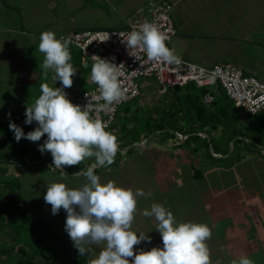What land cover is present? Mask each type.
I'll return each instance as SVG.
<instances>
[{
    "label": "rangeland",
    "instance_id": "rangeland-1",
    "mask_svg": "<svg viewBox=\"0 0 264 264\" xmlns=\"http://www.w3.org/2000/svg\"><path fill=\"white\" fill-rule=\"evenodd\" d=\"M14 1L23 4L20 0ZM32 1L42 5L45 1L50 0H28L30 4H32ZM68 2L72 5L70 6ZM78 2L77 0H62L59 9L55 11V13L58 11L63 14L62 19L53 23L43 15L39 18L41 21L38 25L37 22H34L35 27H41L42 30L35 31H53L58 36L61 33L71 31L72 27L93 29L94 25L91 24L90 20L93 14L88 16L84 9L78 10L76 5ZM28 9L32 10L33 7ZM28 9H25V15L27 16V21L30 22L31 16ZM43 12V8H39V13ZM110 12L112 13L109 16H112L114 11ZM14 16L15 18L18 17L17 15ZM96 20L101 23L110 22V18L107 15L96 16ZM6 22L8 23V20ZM45 28H49V30H43ZM14 36L17 40L21 38L25 40V44L28 43L32 46L29 51L25 48L26 61H43L44 56L38 50L40 35L25 32V35L14 33ZM230 42L233 44L234 41ZM241 48H248L254 51V48L249 46V42H244L240 46L239 51ZM30 51L34 52L30 53ZM258 51H263V53L259 54V59H264L262 57L264 55V46L259 47L254 52L259 53ZM17 56L16 51L8 50L3 57L16 59ZM217 56L218 54H213L210 57L215 58ZM6 61L9 62V60ZM11 64L14 63L11 61ZM259 65L261 70L257 77L264 82V60L260 61ZM25 69V81L26 79L31 80L29 84L25 82V98L28 101L23 105V108L26 110L27 105L34 103V101L31 102V95L35 91V81L39 82L38 87L42 83H48L50 86H54L55 83L51 79V71H49L48 79L44 80L42 71L32 67L31 63H27ZM86 79H88V82H93L91 75L87 76ZM138 82L147 92L146 100L153 105L151 101L156 98L157 93L155 90L158 89L156 83L152 79L144 78ZM13 98H15V94L11 90L0 91V121L10 120L16 114L23 112L16 110L17 106L14 105L16 101ZM23 103H25L24 100L22 101ZM232 111L235 114L243 113L242 109L236 106L232 107ZM232 136L233 134L227 130L224 134H218L212 141V145L217 147L221 153L225 154L228 148L231 151V155L233 153L231 158L228 154L221 155L223 157L221 161L213 162L211 160L202 140L192 141L188 144H184L181 141L183 145L179 147L180 150H177L171 146V142H169L170 146L168 144L165 147L162 144L153 143L152 138L151 141L146 139L144 143H139L132 153L123 152L121 156H118V165L115 169L98 168L96 174L100 176L102 184L108 181H115L121 187L133 190L143 189L147 194L138 200L133 229L148 234L151 237V242L144 241L135 246L137 253L141 249L151 250L153 247H163L161 235L156 231L157 222L152 217L142 215L143 210L150 209L153 203H160L173 212L178 222L203 223L212 229V237L207 241L211 250L212 264H231L233 259H238L242 255L248 256L254 261V264H264V260L262 262L258 261V256H251V254L258 252L257 250H252L255 245H250L249 248L242 247L243 244L248 242L246 240L247 237H253V235L257 242L264 240L261 238L264 235V228H261V224L264 223V157H260L257 153H250L248 149L253 147L245 145V148L242 143L237 144L236 150L233 151L234 142L230 141ZM171 138L177 141L178 135L176 134V136ZM3 139L4 137L1 136L0 158L5 156L14 157L15 153L12 149H9V143L6 146L3 145ZM141 144L143 145L140 146ZM193 147L197 148V152L192 151ZM210 151L212 152L211 149ZM239 156L242 159L240 162H236ZM86 161L87 159L75 167L80 169ZM233 163H235L234 166H232ZM227 165H229L228 168ZM50 166V164L47 165L40 162L31 164L28 160H26V163L25 161L24 163H0V184L11 181V184L9 183L10 190H6V187H0V192L3 193L5 198L9 195L10 199L11 193L14 194L15 201L20 203L29 214L41 217L58 229L60 231L58 238L51 239V241L54 240L55 247L62 244L66 245L75 255L77 254L81 257L65 230L66 211L62 208L58 214L53 215L51 205L46 204L44 195L47 192V185L50 183L63 182L69 188H78L85 182V177L82 175L76 176L74 175L75 173L71 176H65L63 173H54ZM87 167L88 165H85L81 172L86 170ZM194 169L199 170L203 178L193 181L189 178L185 179L186 175L191 177L190 174L194 173ZM4 190L7 191V194L6 192L4 193ZM248 215L249 218H251L250 215L255 217V220L260 224L252 225L251 228L247 229L242 219H247ZM214 233L215 237L220 238L219 240L221 241H225L228 237L226 241H231V244L233 241V245L227 249L229 244L221 246L220 243H215ZM3 234L4 232L1 230L0 235L8 244L10 239ZM244 241L245 243H243ZM11 242L13 241L11 240ZM3 243L0 242V248ZM260 247L264 248V246ZM84 257L89 261L90 257ZM64 260L65 264H72L71 260L67 258H64ZM0 264L8 263L0 260Z\"/></svg>",
    "mask_w": 264,
    "mask_h": 264
},
{
    "label": "clouds",
    "instance_id": "clouds-1",
    "mask_svg": "<svg viewBox=\"0 0 264 264\" xmlns=\"http://www.w3.org/2000/svg\"><path fill=\"white\" fill-rule=\"evenodd\" d=\"M123 42L128 49L143 51L149 61L173 63L179 59L175 49L168 47V37L154 23L134 25ZM71 44V37L57 38L53 31L40 34L38 50L44 59L39 67L43 79L47 80L51 71L52 81L55 84L59 81L62 86L42 83L39 97L26 106L25 123L37 124L33 131L25 134L22 127L9 123L17 142L22 138L38 142L46 136L38 150L42 154L50 152L52 166L62 173L67 174L65 167L94 158L91 166L74 174L85 177L80 187L69 188L63 182L47 185L44 200L51 205L52 214H58L62 208L66 211L65 230L79 255L90 257L88 264H212L207 243L212 229L203 223L178 222L173 212L160 203H153L142 215L157 222L156 231L161 235L163 247L136 252L135 246L151 242L148 234L133 229L138 200L147 194L143 189L121 187L115 181L102 184L96 174L97 168L114 163L120 148L117 135L108 130L101 113L108 115L127 98L122 80L124 65L114 63L115 58L92 56L90 75L98 86L97 94H86L89 98L86 106L74 104L65 92L73 86V77L78 73L70 62ZM231 264H254V261L242 255Z\"/></svg>",
    "mask_w": 264,
    "mask_h": 264
},
{
    "label": "trees",
    "instance_id": "trees-1",
    "mask_svg": "<svg viewBox=\"0 0 264 264\" xmlns=\"http://www.w3.org/2000/svg\"><path fill=\"white\" fill-rule=\"evenodd\" d=\"M77 31L81 30L72 32ZM70 51L72 55L70 62L78 71L73 77L74 83H82L85 77L91 74L94 62L86 58L77 48L70 47ZM27 63L28 61L25 60V65ZM246 75L251 76L249 74ZM25 82L29 84L31 80L26 79ZM35 84V91L31 97L40 91V87H38L39 82L35 81ZM90 88H85V90ZM141 88L143 95L122 106L118 112L116 121L108 128L109 131H113L117 135L118 141H120V148L114 163L107 166V169H115L117 167V157L121 156L124 150L128 148L127 154L132 153L136 148V143H142L146 139L151 141L152 138L153 143L162 144L165 147L171 142V146L177 150H180L179 147L183 145L182 142L188 144L192 141L202 140L204 141V146L207 148L208 156L213 162L221 161L223 158L221 155L228 154L231 158L233 153L231 155L229 148L223 154L217 147L212 145L213 139L218 134H224L227 130L233 134L230 137V141L234 142L233 151L236 150L237 144L242 143L243 146L253 147L252 149H248L250 153H257L260 157H264V112L247 116L243 113H233L232 107L235 105L221 86L200 88L194 84H189L177 93H168L163 96L157 94L156 98H153L151 101L153 105L146 100L145 90L143 87ZM208 93L214 96L211 104H206L203 101L204 96ZM40 94L41 92H39ZM25 112L26 110L16 114L10 120L0 121V137H4L2 143L4 146L9 143V149H12L15 153L14 157H1L0 163H24V161L26 163V160H28L31 164L36 162L50 164L54 173H62L60 169L52 166L50 152L42 154L38 150L39 146L47 138L46 136L42 137L38 142H31L23 138L19 142L16 141L14 133L9 129L10 121L22 127L25 134L33 131L37 126L36 122H33L31 125L25 123ZM176 134L178 135V139L174 141V138L171 137L176 136ZM246 140H248L247 143ZM192 151L197 152V148L193 147ZM241 159L239 156L236 162H240ZM92 163H94V158H89L80 169L75 166L65 167L64 172L67 174H63L71 176L83 170L85 165L91 166ZM228 167L229 165H227ZM194 170V173L190 174L191 177L186 175L185 179L189 178L193 181L203 178L199 170ZM9 183L0 184V187H6V190H10L11 183ZM6 190H4V193L6 192L7 194ZM1 230L4 232L3 235L10 239V242L11 240L13 241L7 244L5 239L0 235V242H4L0 248V260H4L8 264H65L64 258L71 260L72 264H88V260L84 256L79 257L77 254L75 255L66 245L62 244L55 247V242L54 240L51 241V239L58 238L60 231L41 217L29 214L20 203L15 201V195L12 193L10 199L9 195L5 198L3 193L0 192Z\"/></svg>",
    "mask_w": 264,
    "mask_h": 264
},
{
    "label": "crops",
    "instance_id": "crops-1",
    "mask_svg": "<svg viewBox=\"0 0 264 264\" xmlns=\"http://www.w3.org/2000/svg\"><path fill=\"white\" fill-rule=\"evenodd\" d=\"M0 0V91L11 90L15 94L13 98L17 106L16 110L24 111L23 105L27 103L25 98V51L31 50L30 44H25L22 40L14 36V33L24 34L29 32L33 35H40L42 32L35 30H42L41 27H35L41 21L39 18L43 15L47 20L60 21L63 14L55 11L59 9L62 0L45 1L42 5L36 3L30 4L28 0ZM78 10L84 9L86 13L93 14L90 17L93 29H78L75 30H92V31H106V30H124L127 28V20L134 14V12L142 6H145L151 0H77ZM173 4L172 19L177 30L176 36L168 44L169 48L175 49V54L178 58L193 62L204 68H212L217 64H234L241 68L244 73L257 77L261 68L259 62L264 59H259V54L263 51L254 52L259 47L264 46V0H166ZM71 6L72 4L68 2ZM29 10L28 8H32ZM39 8H43V13H39ZM25 9H28L31 16V21H27ZM114 11V16L111 15ZM17 12V13H14ZM14 15L18 17L15 18ZM107 15L110 18L109 23H101L96 20V16ZM114 17V18H112ZM8 20V23L6 22ZM90 24V25H91ZM72 26V24H70ZM61 27V26H60ZM70 27V26H68ZM66 28V27H62ZM100 28V29H99ZM43 30H49L45 28ZM68 32L61 33L65 34ZM58 35L57 37H59ZM230 41H234L233 44ZM244 42H249V46L254 48H241ZM8 50L16 51L18 56L16 59H9L3 57ZM213 54H218L217 57H210ZM264 57V55L262 56ZM6 60H9L7 62ZM11 61L14 64H11ZM43 62V61H39ZM39 62L34 60L28 62L31 66L39 69ZM258 78V77H257ZM17 79V80H16ZM259 79V78H258ZM260 80V79H259ZM54 84L55 87H58ZM96 84L88 82L84 79L82 83H73L71 87L73 95L77 96L85 88H92ZM83 86V88H81ZM145 90V88H144ZM158 94V89L155 90ZM40 92V91H39ZM39 92L37 93L39 95ZM146 90L145 93L146 94ZM33 95V101L38 98V95ZM143 95V92H142ZM21 96V97H20ZM146 96V95H145ZM25 103L22 104V101ZM21 105H17V104ZM262 162V160H260ZM242 219L247 229L252 225L260 224L255 217ZM241 228V227H240ZM264 228V223L261 224ZM215 243L228 245V248L233 245L231 241H221L220 238L215 237ZM264 239V235L261 236ZM248 242L243 243L244 248H249L250 245H255L252 250H257L251 256H258V261L264 260V240L257 242L253 235L247 237ZM226 247V246H225ZM260 250V251H259ZM262 250V251H261ZM229 254V251H228ZM233 254V253H232ZM248 254V255H250Z\"/></svg>",
    "mask_w": 264,
    "mask_h": 264
},
{
    "label": "built area",
    "instance_id": "built-area-1",
    "mask_svg": "<svg viewBox=\"0 0 264 264\" xmlns=\"http://www.w3.org/2000/svg\"><path fill=\"white\" fill-rule=\"evenodd\" d=\"M173 4L166 0H151L145 6L139 7L127 20L124 30L92 31L81 30L61 36L71 37L70 47L79 49L82 54L93 61L92 56L113 60L117 65L123 64L122 80L127 89V98L115 105L108 114L101 117L110 128L116 121L122 106L142 95L140 79H152L158 88V94L177 93L189 84L197 87L221 86L229 99L244 115H257L264 112V82L255 76H247L241 68L234 64H217L212 68H204L193 62L178 59L177 62L166 63L149 61L146 54L138 49H128L123 39L134 25L144 22L157 25L161 32L168 37V44L176 36L177 30L172 19ZM60 37V36H59ZM57 37V38H59ZM59 82L58 87H61ZM98 86L82 91L74 96L72 88H66L68 98L74 103L86 106L89 96L97 94ZM212 94H206L204 103L211 104Z\"/></svg>",
    "mask_w": 264,
    "mask_h": 264
},
{
    "label": "water",
    "instance_id": "water-1",
    "mask_svg": "<svg viewBox=\"0 0 264 264\" xmlns=\"http://www.w3.org/2000/svg\"><path fill=\"white\" fill-rule=\"evenodd\" d=\"M144 143V142H142ZM139 143H136L135 146H137ZM143 144H141L140 146H142ZM129 149L127 148L126 150H124L123 152H127Z\"/></svg>",
    "mask_w": 264,
    "mask_h": 264
}]
</instances>
